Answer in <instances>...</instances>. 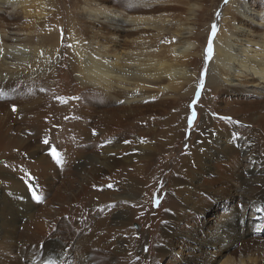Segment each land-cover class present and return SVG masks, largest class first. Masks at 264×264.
Here are the masks:
<instances>
[{
	"label": "bare ground",
	"instance_id": "bare-ground-1",
	"mask_svg": "<svg viewBox=\"0 0 264 264\" xmlns=\"http://www.w3.org/2000/svg\"><path fill=\"white\" fill-rule=\"evenodd\" d=\"M220 1L209 0V8L215 11ZM252 2L227 0L209 38L212 25L203 19L200 0H0V264H20L12 258L23 245H36V252L45 255L63 251L61 242L73 241L74 235L70 236L67 222L59 216L70 211V203L98 205L99 201L101 206H119L91 226L90 219L81 216L90 228L75 241L78 263L119 264L127 258L124 264H130L129 242L122 239V231L131 220L134 192L144 172L142 164L158 155L164 145L140 143L127 149L135 154L123 156L125 146L116 145L118 140L112 137L119 135L122 123L141 122L150 127L157 125L160 117L166 118L172 140L184 134L181 130L187 121L182 119L176 130L171 129L177 115L170 112L177 103H187L198 89L197 60L206 44L210 53L203 89L213 96L227 90L264 99V10H251ZM64 63L72 75L70 83L78 88L69 93L74 95L72 101L82 91L86 107L79 108L77 103L74 109L72 102L66 107L51 101L59 93L57 71ZM100 105L107 110L94 112ZM197 109L198 127L189 136V146L178 165L189 179L181 193L189 188L203 191V173L214 168L221 176L226 170H222L223 165L234 153L222 140L219 144L215 141L221 134L236 131V126L211 118L201 107ZM215 110L219 116L237 119L221 105ZM240 111L239 121L253 120L252 124L264 132V100L247 102ZM91 122L98 134L93 142V135H85ZM75 135L82 139L80 143L71 142ZM153 135L148 129L138 136ZM57 139H64L65 144L56 145ZM257 139L258 144L264 141ZM206 140L213 145H207ZM72 143L78 148L71 149ZM83 145L93 149L85 150ZM202 149L207 152L201 154ZM53 152L65 156L62 168L55 163ZM219 152L222 162H216L217 167L206 165V155L219 156ZM250 152L247 149L245 158ZM236 160L233 156L231 161ZM250 172L253 176L248 172L247 177L237 176L235 188L240 192L233 195L264 203V169ZM120 176L125 185L115 193L94 191L108 185L105 178ZM30 177L36 178L39 193L48 197L44 205L33 201L28 191ZM96 197L99 201H90ZM239 220L230 222L236 233L247 228L242 225L244 219ZM21 226L22 233L18 231ZM153 247V251L161 250ZM185 260L199 263L191 253Z\"/></svg>",
	"mask_w": 264,
	"mask_h": 264
},
{
	"label": "rangeland",
	"instance_id": "rangeland-1",
	"mask_svg": "<svg viewBox=\"0 0 264 264\" xmlns=\"http://www.w3.org/2000/svg\"><path fill=\"white\" fill-rule=\"evenodd\" d=\"M226 1L227 0H221L213 12L208 6L209 0H200V3L203 4V11L205 10L203 19H209V23L212 25L209 30V38L213 37L215 33L216 28L213 25L218 24L223 4ZM251 1H253L250 3V7H252L251 10H264V0ZM124 2H128V0H124ZM112 6L114 7L116 5ZM203 11L199 12V14L203 13ZM201 24H203L202 21ZM258 32L261 34L260 31ZM206 53L207 55L205 57ZM209 53L210 48L206 44V47L203 48V53L197 60L198 66L196 69L198 70L196 78L198 89L195 91L193 97L190 96L187 99V103L183 104V101L177 103L175 108L170 112L171 114L177 115L173 124L171 125L170 123L171 129L175 130L178 128L182 119L187 121L191 116L194 102H196V112L198 110L197 108L201 107V109L204 110L203 112L211 118L233 123L237 128V130H233L230 135L221 134L217 137L216 143L219 144L222 140L234 153H232L230 161H226L227 164L223 165L222 170H226L221 171V176L214 168L203 173L201 179L206 184L204 187L205 191L195 192L194 189L189 188L191 190L181 193L182 189H180L189 184L188 175H183L178 169L180 157L185 155L189 146V136L196 131L198 125L193 129H189L186 122L181 130L184 134L172 140L171 131L167 134L168 125L165 123L166 118L160 117L157 120V125L150 127H147L141 122L132 125H130V122L125 124L122 123V126L117 131L119 135L112 137L113 141L118 140L116 145H124L126 151L140 143L152 146H157V144L164 145V148L159 149L158 155H155L151 160L147 161L146 164H142V167L144 166L142 182L134 192L136 200L132 205L130 204L132 211L131 220L122 231V239L129 242L127 247L130 248V251L127 257L129 258L130 264H189V261L185 260L189 253L196 256V259L199 260L198 264H254L256 261L264 263V203L248 201V199L244 198L240 199L237 195H233L234 192H236V194L240 192L235 188L238 184V175L247 177L248 172L253 176L250 170L264 169V141L258 144L259 140L257 139L264 138V132L252 124L253 120H249L244 124L238 120L242 119L239 114L241 111L238 112V110L244 108L247 102H263L264 99H260L256 96L247 97V94L239 95L236 94L235 91L222 90L214 96L211 95V91H207V89L200 91V89L204 88V74L205 67L209 62ZM58 69L60 72L57 71L58 80H56V86L59 89V93H57L51 101L66 107L72 102L73 105L71 106H74V109L77 103L79 108L80 106L86 107L87 98L82 96V91L81 95L75 97V100L72 101L74 95L69 93L78 91V88L77 84L70 83L69 81L72 75L70 71H68L67 63H64V66H59ZM199 92L200 96L197 101ZM61 94L66 97L60 98ZM93 97H95V95H93ZM242 102L245 104H242ZM88 103L93 102L88 101ZM218 105L224 107L226 109L225 112L235 114L237 119L230 116H219L215 110ZM108 106L113 105L110 104ZM185 108L186 111L184 114L182 113V115L181 110ZM104 110H107L105 105H100L94 109V112H102ZM193 115H195V113H193ZM199 116L200 115H197L195 124L199 122ZM93 127L94 123L91 122V125L85 130V135H87L88 132L90 135H93ZM54 128L55 130H59V127L56 125ZM66 129L70 132L69 126ZM148 129L153 130L155 135L152 137L138 136ZM71 137V142L80 143L82 141V139L77 138L76 135L75 137ZM97 137L98 134L93 135L92 142L93 139ZM47 138L48 140L50 139V137ZM126 141L130 143H125ZM206 141L207 145H213L212 141ZM171 142H174L173 146L170 144ZM47 143H49V141ZM57 144L64 145L65 140L57 139L56 145ZM70 146L71 149L74 150L78 148V145L73 143ZM84 146L85 145H83L82 148ZM83 149L90 151L93 149V146ZM247 149L251 150L250 154L252 153L251 155L248 153V159L245 158ZM201 151V154L207 152L205 149ZM44 154L47 153L45 152ZM129 154H135V152L127 151L123 153V156ZM60 155L62 158L65 157L63 154ZM233 156L237 159L234 163L231 161ZM221 157L222 153L220 152L219 156L217 155L214 157H210L207 154L206 165L210 163L212 166L214 165L217 167V163L222 162ZM126 172L130 173L131 171L128 169ZM176 180L177 183H175ZM104 181H107V184L112 185V187H107L108 185L95 187L94 191L97 193H115V191H117L116 189L125 185V179L122 176H120L119 179L107 177ZM218 188L219 190H217ZM47 199L48 197L46 198L43 195L41 204L44 205ZM156 199L160 201L158 206L155 203ZM97 200V197L90 199L91 202L95 203ZM99 202V206L90 205L88 202H82L81 204L76 202L70 203V211H68V213L64 212L63 215L59 216L61 217V221L67 222L66 228L70 236L74 235L73 241L70 242L67 238L68 240H63V242H61L63 243V251L51 254L46 253L45 255L42 251L36 252L38 251L35 249L36 245L31 246L32 248H27L26 245H23V250L17 253L12 259L19 260L20 264H81L78 263L77 255L74 253L75 241L88 233L90 228L87 225L88 223L89 226H91V224L94 223L93 221L96 222L102 218H107L108 215L114 212V209L119 206V204L117 206L116 203L101 206ZM111 205H115V208H112ZM39 206L41 205L39 204ZM185 208L190 209L185 211ZM184 214L186 215L184 216ZM81 216L88 217L90 219L89 222L87 224L83 223ZM239 218L244 219L242 225L245 224L247 228L241 229L236 233L232 231L230 222H241ZM22 228L21 226L18 229L20 233L23 232ZM167 232L169 238H166ZM164 233H166L164 238L159 241L161 235ZM173 233L176 234L174 235ZM59 235L62 236L63 232H59ZM251 238L252 240H250ZM253 243L255 245H253ZM153 245L159 246L163 251L158 249L157 251H153ZM160 251L163 255L159 254L161 253ZM19 254L23 255L19 257ZM124 259V261L122 260L119 264H124V262L128 260L127 258ZM11 264H14V262Z\"/></svg>",
	"mask_w": 264,
	"mask_h": 264
},
{
	"label": "snow or ice",
	"instance_id": "snow-or-ice-1",
	"mask_svg": "<svg viewBox=\"0 0 264 264\" xmlns=\"http://www.w3.org/2000/svg\"><path fill=\"white\" fill-rule=\"evenodd\" d=\"M205 76H206V73H205ZM202 90H203V88L200 89V91H202ZM199 96H200V92H199V95L197 96V101L199 99ZM121 103H123V101H121ZM195 104H196V102L193 103V105H192L193 111L191 113V116L187 120V125H188L189 129H193V128L196 127L195 121L197 119V112L195 111ZM12 110L14 112L16 111L15 106H13ZM193 113H195V115H193ZM95 134H96L95 131H93V135H95ZM44 143H47V140H45ZM125 143H130V142L126 141ZM101 147H103V145H101ZM52 156H53L57 166L62 168L63 165H64V160L61 157V155L56 153V152H53ZM109 187H111V186H109ZM28 191H29V193H30V195H31V197H32L34 202H36V203H41L42 202V195L38 191V187H37V184H36V178L35 177H30V180L28 182ZM155 203L158 206L159 203H160L159 199H156ZM111 207L115 208V205H111ZM41 248H43V245H41Z\"/></svg>",
	"mask_w": 264,
	"mask_h": 264
}]
</instances>
